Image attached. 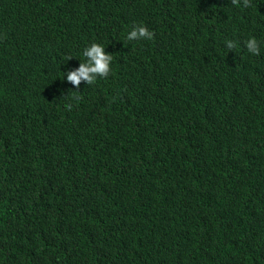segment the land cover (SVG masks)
<instances>
[{"label":"trees","instance_id":"trees-1","mask_svg":"<svg viewBox=\"0 0 264 264\" xmlns=\"http://www.w3.org/2000/svg\"><path fill=\"white\" fill-rule=\"evenodd\" d=\"M0 264H264V0H0Z\"/></svg>","mask_w":264,"mask_h":264},{"label":"clouds","instance_id":"clouds-1","mask_svg":"<svg viewBox=\"0 0 264 264\" xmlns=\"http://www.w3.org/2000/svg\"><path fill=\"white\" fill-rule=\"evenodd\" d=\"M233 5H239L240 0H232ZM243 6L249 7L250 0H243ZM152 39L153 33L149 32L146 27H139L138 30L132 31L127 39L133 40L136 37ZM236 44L233 41L227 42V48L233 49ZM246 47L248 51L254 55H259L260 49L258 42L255 38L246 41ZM83 56L86 58L84 63L80 64V67L76 71L69 72L67 80L73 85L79 86L81 80H85L89 85L93 84L97 76L106 78L110 72V63L112 56L104 52V48L99 44H92L86 48L83 52ZM78 99V97H77Z\"/></svg>","mask_w":264,"mask_h":264}]
</instances>
